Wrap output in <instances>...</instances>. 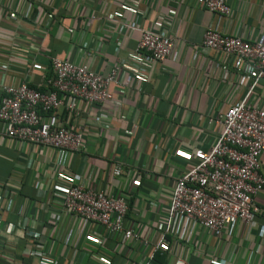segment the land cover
<instances>
[{"label": "crops", "instance_id": "1", "mask_svg": "<svg viewBox=\"0 0 264 264\" xmlns=\"http://www.w3.org/2000/svg\"><path fill=\"white\" fill-rule=\"evenodd\" d=\"M129 1L0 0V98L3 85L25 82L50 89L54 57L85 56L91 69L107 74L118 60L136 57L140 28L161 23L175 38L170 55L143 64L141 74L119 71L122 86H111V99L81 103V118L69 122L76 127L80 121L83 127V151L45 148L33 153L26 144L20 148L0 144V184L9 180L21 187L0 211V264H104L92 256L96 252L110 256L111 264H123L126 241L63 212L60 200L49 196L55 186L64 185L57 170L69 168L98 188L126 195L127 225L149 235L160 227L159 215L170 202L176 177L189 166V155L215 143L220 126L210 118L223 114L247 93L254 72L246 65L234 69L228 57L204 48L202 42L209 27L250 42L264 41V0H227L231 13L226 16L195 0H135L140 2L137 13L124 6ZM130 23L140 28L131 31ZM96 41L99 49L90 51ZM78 46L86 48L81 53ZM227 62L230 71L221 79L220 65ZM250 102L264 106V78ZM3 129L0 123V132ZM115 163L122 165L125 175L134 171V176L127 181L114 176ZM255 200L260 211L252 224L237 221L221 236L177 220L167 235L170 250L158 260L264 264V187ZM26 218L37 236L23 229Z\"/></svg>", "mask_w": 264, "mask_h": 264}, {"label": "built area", "instance_id": "2", "mask_svg": "<svg viewBox=\"0 0 264 264\" xmlns=\"http://www.w3.org/2000/svg\"><path fill=\"white\" fill-rule=\"evenodd\" d=\"M195 1L213 13L224 16L231 13L227 0ZM124 6L140 12L139 1L132 0ZM74 24L75 21L71 29L75 28ZM127 27L131 31L140 28L137 23L127 24ZM140 30L136 57L118 60L107 74L91 69L81 54L79 60L52 58L50 89L32 88L25 82L18 86L3 85L0 123L4 129L0 132V144L19 148L26 144L33 153L45 148L83 151L86 147L83 127L80 121L76 127L69 122L71 118H81V103H103L111 99V86H122L117 78L119 71L124 69L141 74L143 64L163 61L174 48L175 38L165 25L159 23ZM99 46L100 41H96L89 50L96 52ZM202 46L228 57L236 70L246 65L254 72V78L242 99L223 114L210 118V122L220 126L218 137L209 150L197 148L189 155L190 164L176 177L170 202L159 215L158 230L144 236L139 227L127 225L130 207L126 195L115 193L113 189L98 188L92 180L69 168L57 170L64 185L49 191V196L60 200L63 212L78 216L85 223H96L116 240L126 241L129 248L122 258L123 264H155L159 253L169 252L167 235L177 220L201 225L221 236L228 225L237 221L251 225L260 211L255 199L264 187V106L252 104L250 96L264 78V41L250 42L239 35L223 34L209 27ZM85 48L78 46V51L82 53ZM219 70V77L226 78L230 71L228 62L222 63ZM134 173L125 175L120 163L113 166L114 176L126 181ZM0 188L2 211L10 204L11 193L20 191L21 187L7 180L1 182ZM31 222L26 218L23 229L35 237L37 232ZM38 253L42 254V250ZM92 256L104 264L112 262L110 256L102 252ZM174 264L188 262L178 257Z\"/></svg>", "mask_w": 264, "mask_h": 264}, {"label": "trees", "instance_id": "3", "mask_svg": "<svg viewBox=\"0 0 264 264\" xmlns=\"http://www.w3.org/2000/svg\"><path fill=\"white\" fill-rule=\"evenodd\" d=\"M161 256H164V254H160V253L158 254V256H157V258L155 260V264H161V263L163 264V262L158 260V257H161Z\"/></svg>", "mask_w": 264, "mask_h": 264}]
</instances>
